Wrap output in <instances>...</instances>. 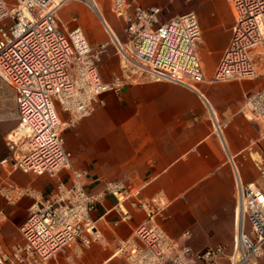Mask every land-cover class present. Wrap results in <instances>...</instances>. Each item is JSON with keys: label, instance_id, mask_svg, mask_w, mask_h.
Segmentation results:
<instances>
[{"label": "built area", "instance_id": "built-area-1", "mask_svg": "<svg viewBox=\"0 0 264 264\" xmlns=\"http://www.w3.org/2000/svg\"><path fill=\"white\" fill-rule=\"evenodd\" d=\"M69 1L0 0V78L14 88L19 110V125L7 139L12 157L0 165L56 178L55 188L47 195L31 186L0 185L10 204L25 196L33 199L20 227L21 241L8 250L0 248V264H47L65 249L73 250L69 259L75 264L92 245L107 246L92 217L107 195L117 200L120 219L116 225L133 219L127 202L145 214L131 236L118 243L121 264H259L264 255V152H256L258 158H254L262 186L243 188L239 183L233 248L219 244L196 251L156 223L166 203L144 197L141 188L108 180L102 191L90 194L86 189L89 171L73 166L64 133L104 105L105 93L118 92L132 82L166 80L196 89L206 81L257 77L264 59V0H229L234 15L231 40L211 79L200 57L202 29L194 11L162 21L160 7H144L139 0H110L126 37L122 42L110 36L121 57V71L110 81L101 75L108 43L93 48L81 25L69 28L63 22L60 11ZM78 1L99 15L111 35L95 1ZM241 112L261 124L259 139L252 142L264 140V89L247 96ZM213 123L222 135L230 119L214 117ZM63 170L67 178L60 176ZM4 218L0 211V221Z\"/></svg>", "mask_w": 264, "mask_h": 264}, {"label": "crops", "instance_id": "crops-1", "mask_svg": "<svg viewBox=\"0 0 264 264\" xmlns=\"http://www.w3.org/2000/svg\"><path fill=\"white\" fill-rule=\"evenodd\" d=\"M72 2L85 9L81 27L91 46L110 43L99 15L75 0L66 6ZM139 2L144 7H160L162 21L189 11L197 14L202 29L199 53L206 77L211 79L231 40L234 15L230 1ZM96 3L112 34L120 39L113 28L115 15L111 8L109 15L102 0ZM90 27L96 30L90 32ZM219 28L224 31L222 36L218 35ZM99 33L107 40L99 39ZM219 37L217 59L209 64L206 54L219 44ZM260 64L259 75L251 79L206 81L198 83L196 89L166 80H141L118 92L105 93L104 105L64 133L66 148L73 153V166L89 171L88 192L102 191L108 180L124 181L141 188L144 197L166 203L156 223L171 238L196 251L219 244L231 250L237 233L239 183L243 188L263 184L254 158H258L256 152H264V140L252 142L258 141L261 124L241 112L246 97L264 89V59ZM120 71L117 53L107 49L101 61L103 79L110 81ZM60 114L67 118L62 111ZM214 117L220 121L230 119L222 135L214 130ZM18 125L16 92L0 78V161L12 157L7 139ZM60 176L67 178V170ZM0 185L31 186L47 195L55 188L56 178L0 165ZM32 203L33 199L25 196L10 204L0 193V211L5 215L0 221L1 249L8 250L21 241L20 227ZM125 207L133 219L116 225L120 219L117 200L107 195L96 205L92 217L108 245H92L75 259V264L122 263L116 255L118 243L128 239L145 219L144 212L130 202ZM71 254L72 249L58 251L47 264H72ZM259 264H264V255Z\"/></svg>", "mask_w": 264, "mask_h": 264}, {"label": "rangeland", "instance_id": "rangeland-1", "mask_svg": "<svg viewBox=\"0 0 264 264\" xmlns=\"http://www.w3.org/2000/svg\"><path fill=\"white\" fill-rule=\"evenodd\" d=\"M76 1V0H75ZM98 1V0H97ZM100 1V0H99ZM104 2V11L106 13H108L109 15H111V11H110V0H102ZM199 1H205V0H199ZM78 3H83L82 1H78ZM84 14H85V9L77 4V3H69L67 6L65 5L61 11H60V16L63 20V22L69 27V28H73L74 26H76L77 24L78 25H82V19L84 17ZM76 17L77 20L74 18ZM7 21H4L3 23H7ZM113 28H115V30L118 32L119 36H120V39L122 42H125L126 41V37H125V30H124V26H123V23L121 20H119L118 18H116L114 16V20H113ZM96 28H92L90 27L89 28V31L90 32H93L95 31ZM219 36L223 35L224 31L222 28H219ZM99 39H103V40H107V37L105 35H101L100 33L97 35ZM222 38V37H221ZM219 37V44H215V46L213 47H210L208 49V52L206 54V58H207V62L209 64H212V62H215L216 59H217V52H218V49L220 48V39ZM110 43H108L107 45V49L109 48H113V50L115 51V53H117V57H119L120 61H121V57H120V54H118L117 52V49L115 47V45L112 43L111 41V37H110ZM203 48H207L206 46H204Z\"/></svg>", "mask_w": 264, "mask_h": 264}, {"label": "bare ground", "instance_id": "bare-ground-1", "mask_svg": "<svg viewBox=\"0 0 264 264\" xmlns=\"http://www.w3.org/2000/svg\"><path fill=\"white\" fill-rule=\"evenodd\" d=\"M93 1H95V4L97 5V3H98V2L96 3L97 0H91V2H89V3L92 4ZM97 6H98V5H97ZM98 8H99V6H98ZM102 17H103V16H102ZM103 18H104V17H103ZM104 20H105V18H104ZM106 22H107V21H106ZM107 24H108V23H107ZM108 26H109V24H108ZM109 28H110V26H109ZM110 33H111L110 36H112V38H113V35H112V32H111V28H110ZM114 36H115V35H114ZM115 37H116V36H115ZM115 37H114V40H115V41H116V39L119 40V38H117V37L115 38Z\"/></svg>", "mask_w": 264, "mask_h": 264}]
</instances>
